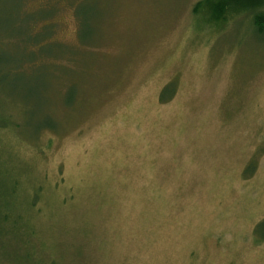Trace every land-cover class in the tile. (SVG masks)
<instances>
[{
  "label": "rangeland",
  "instance_id": "1",
  "mask_svg": "<svg viewBox=\"0 0 264 264\" xmlns=\"http://www.w3.org/2000/svg\"><path fill=\"white\" fill-rule=\"evenodd\" d=\"M206 0H0V264H264V36Z\"/></svg>",
  "mask_w": 264,
  "mask_h": 264
},
{
  "label": "trees",
  "instance_id": "2",
  "mask_svg": "<svg viewBox=\"0 0 264 264\" xmlns=\"http://www.w3.org/2000/svg\"><path fill=\"white\" fill-rule=\"evenodd\" d=\"M205 4L211 8L215 21H220L221 16L227 12H248L253 16L256 33L264 36V0H206Z\"/></svg>",
  "mask_w": 264,
  "mask_h": 264
}]
</instances>
